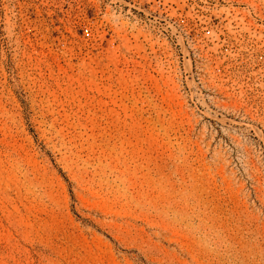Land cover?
Listing matches in <instances>:
<instances>
[{
    "label": "rangeland",
    "instance_id": "obj_1",
    "mask_svg": "<svg viewBox=\"0 0 264 264\" xmlns=\"http://www.w3.org/2000/svg\"><path fill=\"white\" fill-rule=\"evenodd\" d=\"M0 264H264V0H0Z\"/></svg>",
    "mask_w": 264,
    "mask_h": 264
}]
</instances>
